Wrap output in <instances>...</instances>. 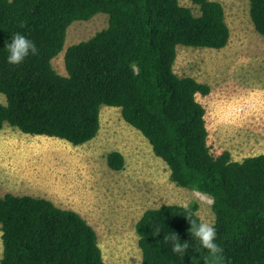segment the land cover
Listing matches in <instances>:
<instances>
[{"label": "trees", "instance_id": "16d2710c", "mask_svg": "<svg viewBox=\"0 0 264 264\" xmlns=\"http://www.w3.org/2000/svg\"><path fill=\"white\" fill-rule=\"evenodd\" d=\"M189 1L198 14L179 0H0V130L8 125L80 145L97 135L101 106L118 107L172 182L211 197L226 262L264 264V154L241 161L228 150L214 154L196 99L210 86L173 68L178 45L221 49L230 38L222 3ZM97 13L107 15V26L63 48L69 25ZM249 15L264 39V0H249ZM15 32L39 51L12 65L4 44ZM61 51L65 75L52 64ZM106 162L120 171L124 157L113 150ZM196 210L195 203L146 209L135 223L141 264H204L188 232L186 216L200 219ZM0 231V264H107L87 220L46 198L0 195ZM171 231L191 244L183 257L163 240Z\"/></svg>", "mask_w": 264, "mask_h": 264}, {"label": "rangeland", "instance_id": "374dc122", "mask_svg": "<svg viewBox=\"0 0 264 264\" xmlns=\"http://www.w3.org/2000/svg\"><path fill=\"white\" fill-rule=\"evenodd\" d=\"M179 1L198 14L189 0ZM216 1L222 3L230 29L227 45L221 49L178 45L173 68L178 75L210 86L208 95H196L205 108L207 143L214 154L228 150L233 160L241 161L264 154V39L251 22L249 0ZM107 19L97 13L89 20L73 21L63 48L105 28ZM63 51L52 64L65 75ZM0 102H6L1 93ZM99 114L97 135L80 145L4 125L0 195L42 197L78 212L95 229L107 264H141L135 223L148 208L195 203L200 219L214 220L211 197L172 182L167 165L141 132L123 120L118 107L102 105ZM113 150L124 157L120 171L107 166L106 155Z\"/></svg>", "mask_w": 264, "mask_h": 264}, {"label": "clouds", "instance_id": "9594fccd", "mask_svg": "<svg viewBox=\"0 0 264 264\" xmlns=\"http://www.w3.org/2000/svg\"><path fill=\"white\" fill-rule=\"evenodd\" d=\"M11 3V0H9ZM4 48L7 51L6 61L9 64L17 65L22 63L29 55H38V48L35 42L28 36L15 32L11 34V41L4 44ZM100 119V117H99ZM211 204L213 201L208 200ZM185 209L188 210L189 205H184ZM190 223L188 232L191 238L198 242L199 247L196 252L203 253L202 258L204 264H230L226 262L224 255V249L217 243V229L214 220L206 219H193L191 213L186 216ZM159 232V230H157ZM163 240L166 244H170L171 251L183 257L190 247L188 240H182L179 236L171 231L163 236Z\"/></svg>", "mask_w": 264, "mask_h": 264}, {"label": "bare ground", "instance_id": "6f19581e", "mask_svg": "<svg viewBox=\"0 0 264 264\" xmlns=\"http://www.w3.org/2000/svg\"><path fill=\"white\" fill-rule=\"evenodd\" d=\"M71 184V183H70Z\"/></svg>", "mask_w": 264, "mask_h": 264}]
</instances>
